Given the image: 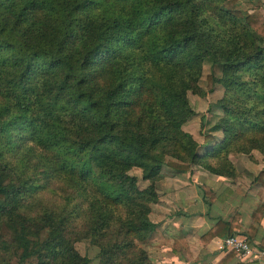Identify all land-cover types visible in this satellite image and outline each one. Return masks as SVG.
Instances as JSON below:
<instances>
[{
  "label": "trees",
  "instance_id": "1",
  "mask_svg": "<svg viewBox=\"0 0 264 264\" xmlns=\"http://www.w3.org/2000/svg\"><path fill=\"white\" fill-rule=\"evenodd\" d=\"M239 1L0 0V264L11 254L89 264L74 246L84 238L102 264H154L135 240L156 228L150 204L164 165L234 177L229 153L264 156V13L244 14ZM205 62L208 91L220 83L245 98L221 103L212 129L223 138L200 154L182 126L195 115L187 92L204 95ZM134 167L150 182L143 190ZM200 189L209 203L230 194ZM234 222L219 220L201 240Z\"/></svg>",
  "mask_w": 264,
  "mask_h": 264
},
{
  "label": "crops",
  "instance_id": "2",
  "mask_svg": "<svg viewBox=\"0 0 264 264\" xmlns=\"http://www.w3.org/2000/svg\"><path fill=\"white\" fill-rule=\"evenodd\" d=\"M263 166L260 164L257 167L262 169ZM191 170L194 171L192 175L189 172H177L174 177H170L174 181L167 194L168 198L174 195V205L167 201L168 214L175 211L178 215L166 221L156 216L151 219L156 224L148 250L151 261L154 264H260L258 259H244L231 253L233 251L220 250L219 246L231 233L248 238L247 242L254 248L264 247V181H256L257 176L251 180L239 170H236L234 177L215 175L194 166ZM261 171L264 172L263 169ZM177 181H182V185ZM202 185L209 187L216 196L226 189L230 190V194L224 201L214 200L209 203L203 197L200 189ZM158 193L159 203L156 205L160 208L152 212L163 215L162 208L165 207L160 201H164L166 195L159 190ZM258 208L262 211L260 220L252 217ZM234 218L230 233L219 228L222 234L207 242L201 240L219 220L231 222ZM263 260L264 257L261 258Z\"/></svg>",
  "mask_w": 264,
  "mask_h": 264
},
{
  "label": "rangeland",
  "instance_id": "3",
  "mask_svg": "<svg viewBox=\"0 0 264 264\" xmlns=\"http://www.w3.org/2000/svg\"><path fill=\"white\" fill-rule=\"evenodd\" d=\"M236 8L240 10L242 13L247 14L250 13L256 9H259L262 13H264V0H240L236 4ZM210 72V64L208 62H205L202 66V72L201 77L198 79V85L200 86L201 90L204 92V95H199L197 93H194L192 90H189L187 92V99L191 106V108L195 111V115L190 118L186 123L183 124L182 129L190 134L195 142L198 143L199 148L198 151L200 154H203L206 152L207 147L211 146L212 144H218L222 138L223 133L221 130H213V126L221 120L225 113L221 107V103L224 101H227L229 103H232L236 106H239L242 102V100L245 98V95L242 92H237L238 90H233L235 92L227 90L222 84L217 83L214 86V89L212 91H208L206 88V75ZM258 101V100H257ZM213 136L215 139V142H211L209 139V143L206 144V141L204 139V136ZM211 144V145H210ZM229 160L234 165V169L239 170L242 173H245V176L250 178L251 180L255 179V177L258 175L260 170H264V166L262 169H259L260 164H264V156L258 151L253 149L249 153H237L232 152L228 154ZM165 159H173L170 156V151H167ZM175 160V159H174ZM198 167V166H194ZM202 169V168H200ZM194 173V171H191ZM177 172L173 170L172 168L168 166H163L160 171V178L156 180L155 182V190L160 196V193H158V190L166 195V198L164 201H160L165 208H162L163 215H158L156 212H152L153 209H158L160 206H157L156 203H159L158 200L155 203L150 204V213H149V219H155V216L157 218L162 219V221L169 220V217L172 218L174 215H178L177 212L171 211V214H168V200L171 201V205H174V195L169 196L168 198V190L171 188V183L174 181V179H171L170 177H174ZM191 173V175H192ZM129 174L133 175L137 178V186L139 189H145L147 186H149V181H144L142 179V171L139 168H132L129 170ZM189 175V176H191ZM187 176V175H186ZM250 180V181H251ZM189 182L191 179L189 178ZM176 183V182H175ZM177 183H180L182 185V181H177ZM192 184V182H191ZM52 198V197H51ZM45 205L50 206L52 205V201H45ZM161 205V204H160ZM170 208V207H169ZM173 210V209H172ZM154 213V214H153ZM81 219L75 220L72 223V227L74 228V231H80L82 227ZM71 225L67 224L68 229ZM81 227V228H80ZM114 232L108 231L107 235L104 239L106 243H109V239L112 238ZM82 233H79L77 235H70L71 240H78L79 236H81ZM165 237V236H164ZM103 241V243H105ZM151 241V237L144 241H136L135 244L138 245V247L145 249L147 252L149 250V244ZM75 248L77 251L84 256H87L90 259L89 264H102V259L100 257V249L98 245L95 244V242L92 241L91 238H84L76 241L74 243ZM11 264H36L35 260H31L25 263H20L17 256L11 254L10 257Z\"/></svg>",
  "mask_w": 264,
  "mask_h": 264
},
{
  "label": "built area",
  "instance_id": "4",
  "mask_svg": "<svg viewBox=\"0 0 264 264\" xmlns=\"http://www.w3.org/2000/svg\"><path fill=\"white\" fill-rule=\"evenodd\" d=\"M219 249L233 251L237 256L244 259H258L260 264H264V260L261 261V258L264 257V247L254 248L244 237L239 235L225 237L222 240Z\"/></svg>",
  "mask_w": 264,
  "mask_h": 264
}]
</instances>
